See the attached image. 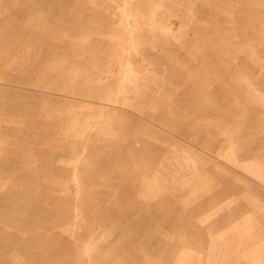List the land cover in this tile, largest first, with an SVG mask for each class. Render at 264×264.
Segmentation results:
<instances>
[{"label": "rangeland", "instance_id": "obj_1", "mask_svg": "<svg viewBox=\"0 0 264 264\" xmlns=\"http://www.w3.org/2000/svg\"><path fill=\"white\" fill-rule=\"evenodd\" d=\"M0 264H264V0H0Z\"/></svg>", "mask_w": 264, "mask_h": 264}, {"label": "bare ground", "instance_id": "obj_2", "mask_svg": "<svg viewBox=\"0 0 264 264\" xmlns=\"http://www.w3.org/2000/svg\"><path fill=\"white\" fill-rule=\"evenodd\" d=\"M12 80V79H11Z\"/></svg>", "mask_w": 264, "mask_h": 264}]
</instances>
